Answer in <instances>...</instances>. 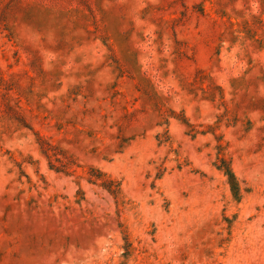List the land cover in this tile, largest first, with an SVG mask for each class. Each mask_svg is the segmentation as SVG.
Wrapping results in <instances>:
<instances>
[{
  "label": "rangeland",
  "instance_id": "374dc122",
  "mask_svg": "<svg viewBox=\"0 0 264 264\" xmlns=\"http://www.w3.org/2000/svg\"><path fill=\"white\" fill-rule=\"evenodd\" d=\"M0 264H264V0H0Z\"/></svg>",
  "mask_w": 264,
  "mask_h": 264
}]
</instances>
